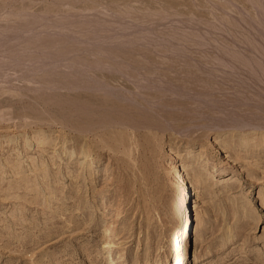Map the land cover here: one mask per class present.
I'll use <instances>...</instances> for the list:
<instances>
[{"label": "rangeland", "instance_id": "1", "mask_svg": "<svg viewBox=\"0 0 264 264\" xmlns=\"http://www.w3.org/2000/svg\"><path fill=\"white\" fill-rule=\"evenodd\" d=\"M183 209L264 264V0H0V264H168Z\"/></svg>", "mask_w": 264, "mask_h": 264}, {"label": "bare ground", "instance_id": "2", "mask_svg": "<svg viewBox=\"0 0 264 264\" xmlns=\"http://www.w3.org/2000/svg\"><path fill=\"white\" fill-rule=\"evenodd\" d=\"M177 176L179 178H182L181 180L182 182L181 184H178V187H180L181 185H185L187 187V183H186L187 181L185 180L184 173L180 171L178 172ZM184 202H185L184 199L178 198V201H177L178 208H180V205L184 207ZM183 212H184V217H183L182 224H181L182 225V232L180 235L181 237H180V240L176 244L177 245L176 249L173 251L174 259L172 257V259L168 262V264H182V254L184 253V249H185L184 248V245H185L184 238L186 236V228H187V222H188V219L186 220V217H185L186 210L183 209ZM109 264H112V262H110Z\"/></svg>", "mask_w": 264, "mask_h": 264}]
</instances>
